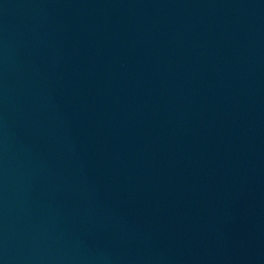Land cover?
<instances>
[{"label": "water", "instance_id": "obj_1", "mask_svg": "<svg viewBox=\"0 0 264 264\" xmlns=\"http://www.w3.org/2000/svg\"><path fill=\"white\" fill-rule=\"evenodd\" d=\"M163 12L264 19V0H0V39L84 19Z\"/></svg>", "mask_w": 264, "mask_h": 264}]
</instances>
